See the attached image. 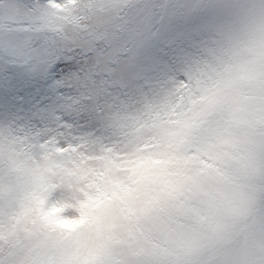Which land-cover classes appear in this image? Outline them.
<instances>
[{"label":"snow or ice","instance_id":"obj_1","mask_svg":"<svg viewBox=\"0 0 264 264\" xmlns=\"http://www.w3.org/2000/svg\"><path fill=\"white\" fill-rule=\"evenodd\" d=\"M56 10L59 0L52 9L42 0H0V264H171L166 241L177 217L193 224L215 219L221 201L202 193L218 189L224 171L200 160L203 166L186 176L191 193L181 198L170 178L173 169L192 165L193 154L145 152L148 144L122 154L118 146L136 139L121 119L123 102L158 70L161 53L122 52V40L97 38L103 30L85 41L69 38V21ZM199 99L203 107L183 124L182 142L223 113L233 126L264 113V72L240 66ZM89 145L96 147L92 158L106 161L95 175L110 189L96 183L94 192L80 189V199L55 185L37 191L29 181L27 165L38 155L75 150L87 160ZM76 167L73 161L68 174ZM120 170L126 178L115 174ZM85 227L101 243L86 245Z\"/></svg>","mask_w":264,"mask_h":264},{"label":"clouds","instance_id":"obj_2","mask_svg":"<svg viewBox=\"0 0 264 264\" xmlns=\"http://www.w3.org/2000/svg\"><path fill=\"white\" fill-rule=\"evenodd\" d=\"M59 2L62 10L56 14L78 22L66 25L72 39L85 41L89 33L107 30L100 23L103 18H119L125 26L113 39L127 45L122 52L145 47L161 53L158 70L130 89L123 102L121 119L136 139L134 144L118 146L121 153L148 144L153 147L145 152L193 154L192 165L173 169L176 175L170 178L174 195L181 198L191 193L186 176L203 166L200 160L224 171L222 185L202 193L221 201L215 219L193 224L177 217L166 241L171 264H264V113L240 126H233L223 113L195 140L182 142L183 124L203 107L201 96L240 66L264 72V0H134L107 7L90 0ZM42 3L52 9L56 0ZM87 150V160L75 150L67 155H38L27 165L29 181L37 191L55 185L63 194L80 199H84L80 189L94 192L96 183L110 189L106 179L95 175L106 161L92 158L94 145ZM73 161L78 167L69 175ZM115 174L127 176L124 170ZM161 195L169 200V193ZM194 203L202 206L199 200ZM81 239L90 247L102 241L87 227Z\"/></svg>","mask_w":264,"mask_h":264},{"label":"rangeland","instance_id":"obj_3","mask_svg":"<svg viewBox=\"0 0 264 264\" xmlns=\"http://www.w3.org/2000/svg\"><path fill=\"white\" fill-rule=\"evenodd\" d=\"M134 0H90V3L100 5L102 7H107L109 5H116L119 3H132ZM68 23H77L76 21H71ZM100 23L102 25L107 26V30H103L101 33H99L97 38H102L104 36H107L109 38H113L117 33H119L124 28V23L119 20V18H112V17H106L103 18ZM79 27H82L79 25ZM71 38V37H69Z\"/></svg>","mask_w":264,"mask_h":264}]
</instances>
